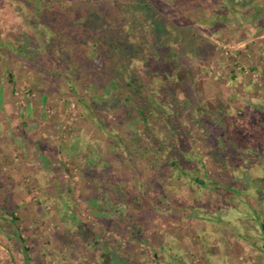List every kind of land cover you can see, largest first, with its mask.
<instances>
[{
  "label": "rangeland",
  "instance_id": "1",
  "mask_svg": "<svg viewBox=\"0 0 264 264\" xmlns=\"http://www.w3.org/2000/svg\"><path fill=\"white\" fill-rule=\"evenodd\" d=\"M150 1L179 48L159 46L143 12L123 0L118 9L151 62L174 69L171 91L186 99L171 119L185 155L181 180L141 159L134 175L128 153L90 117L81 102L90 93L65 69L71 45L51 41L43 21L57 0H0V185L17 216L0 210V264H264L259 225L238 237L251 216L264 222V0H209L225 3L215 24L179 1ZM202 39L214 54L189 55ZM107 122L130 141L129 127L111 113ZM127 190L139 209L123 204Z\"/></svg>",
  "mask_w": 264,
  "mask_h": 264
},
{
  "label": "trees",
  "instance_id": "2",
  "mask_svg": "<svg viewBox=\"0 0 264 264\" xmlns=\"http://www.w3.org/2000/svg\"><path fill=\"white\" fill-rule=\"evenodd\" d=\"M120 1L109 0L107 5L89 4L82 9L74 3L67 6L61 5L57 0L56 3H51L47 9H44L42 17H44L43 21L45 20L44 24L49 21L46 29L53 34H50L51 41L57 37L65 39L71 45L68 56L72 60L65 62V69L69 72L70 79L83 89L85 95L90 93V103H86L84 99H81V102L84 103L90 117L99 128L110 135L112 143L128 153L135 165L130 164L134 168L132 169L134 175L138 176L135 167L141 159L153 169L161 170L159 171V173L162 172L161 175L166 174L164 168L173 167V173H176V177L181 180L186 172L185 168L181 167V160L185 158V155L180 151L177 135L172 128L175 122L172 124L171 119H174L177 114L174 110L175 106L178 108L181 104H185L186 99H181L178 94L171 91V88H178V85L175 86L176 84L172 83L168 77L174 69L169 68L166 71L162 69V66L151 62L149 52L138 39L137 30L119 12ZM123 1L133 7L135 13H144L142 20L151 27V32L159 46L168 49L178 47L170 36V23L152 15V1ZM176 1L187 4L190 7L188 11L190 13L187 14H191L195 19L200 18L206 24L217 23L218 19L214 17V14L225 13L226 8L224 2L220 5L218 1L216 4L219 7H216L215 0L214 2ZM233 1L228 0L230 4H233ZM190 41L192 42V39ZM202 44L200 49H194L193 52L187 51L188 54L196 55L201 59L214 54L215 45L208 41ZM173 77L175 81L182 78L175 73ZM108 113L112 114L115 125L130 128V131H126L130 141L114 131L113 124L107 122ZM87 178L92 179L88 176ZM105 178L107 181H102L103 185L100 187L103 192L108 189L107 184L112 179L110 175H106ZM196 180L200 186L205 184L204 179ZM225 187L233 193L239 191L235 187L228 185ZM117 189H125V187L120 186ZM142 197L146 202L151 200L147 194ZM139 198L127 190L122 202L125 206L139 209L141 206ZM112 199L116 202L119 200L114 196ZM157 200L160 202L159 198ZM9 201L8 191L0 185V210L13 216V222L17 223V216L14 214L16 207L10 205ZM216 206L220 210V205ZM222 213L227 212L222 211ZM221 218L220 213L218 221ZM247 223L249 228L246 232L238 231V237L244 239L245 233L254 236L258 225L261 235L263 234L262 237L264 236V222L251 216ZM19 237L22 238L21 235ZM260 251H264V244Z\"/></svg>",
  "mask_w": 264,
  "mask_h": 264
},
{
  "label": "flooded vegetation",
  "instance_id": "3",
  "mask_svg": "<svg viewBox=\"0 0 264 264\" xmlns=\"http://www.w3.org/2000/svg\"><path fill=\"white\" fill-rule=\"evenodd\" d=\"M259 5V4H258ZM258 8V7H257Z\"/></svg>",
  "mask_w": 264,
  "mask_h": 264
}]
</instances>
